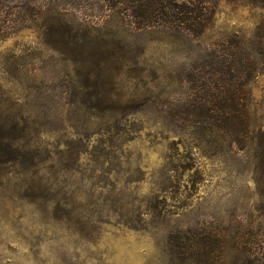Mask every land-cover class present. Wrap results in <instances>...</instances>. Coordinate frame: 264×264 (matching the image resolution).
I'll list each match as a JSON object with an SVG mask.
<instances>
[{"label":"rangeland","instance_id":"1","mask_svg":"<svg viewBox=\"0 0 264 264\" xmlns=\"http://www.w3.org/2000/svg\"><path fill=\"white\" fill-rule=\"evenodd\" d=\"M32 1L0 0V264H264V0ZM233 82L244 149L191 110Z\"/></svg>","mask_w":264,"mask_h":264},{"label":"trees","instance_id":"2","mask_svg":"<svg viewBox=\"0 0 264 264\" xmlns=\"http://www.w3.org/2000/svg\"><path fill=\"white\" fill-rule=\"evenodd\" d=\"M220 1L135 0V5L129 14L139 23L141 21V23L147 24L156 20L163 19L168 21L169 19L170 22H176L177 24L187 26V29L194 30L195 27L202 26L206 20L205 17H208L212 12V9L209 10V7L202 6V4L211 2L215 6ZM30 4H33L34 8H31ZM30 4H28L27 9L35 12L33 13L35 16H38V13L40 14L43 11L50 13L49 10L52 9L47 8L49 4L40 5L39 0L32 1ZM25 20L28 21L30 19L26 17ZM222 62L223 66H225L224 69L230 72L235 70V66L238 64L236 58L225 59ZM242 65L246 75L250 77L252 65L250 63H243ZM247 76L246 78H248ZM210 93V85H208L207 95H205L208 98L204 100L205 102L202 105L200 104L201 106L194 105L191 109L193 114L197 112L200 116H203L201 122L199 125H195V128L200 132L207 130L211 135L215 134L214 138L217 141H223L231 147H237L238 149L246 148L250 141L251 125L247 102L243 101L244 97L240 96H244V91H240L236 83L233 82L227 85V87H222V90L215 96L216 100H209V97L211 98ZM213 101V105H210ZM205 117L209 121H204Z\"/></svg>","mask_w":264,"mask_h":264}]
</instances>
